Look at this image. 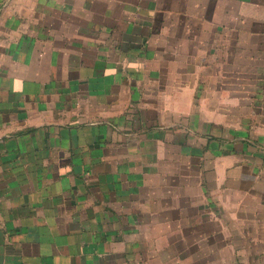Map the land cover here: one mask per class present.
<instances>
[{"label":"crops","instance_id":"obj_1","mask_svg":"<svg viewBox=\"0 0 264 264\" xmlns=\"http://www.w3.org/2000/svg\"><path fill=\"white\" fill-rule=\"evenodd\" d=\"M0 264H264V0H0Z\"/></svg>","mask_w":264,"mask_h":264}]
</instances>
